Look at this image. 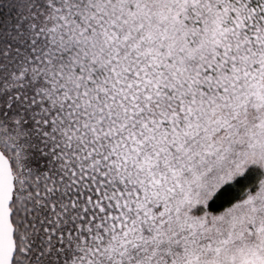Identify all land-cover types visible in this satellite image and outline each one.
<instances>
[{"label":"snow or ice","instance_id":"obj_1","mask_svg":"<svg viewBox=\"0 0 264 264\" xmlns=\"http://www.w3.org/2000/svg\"><path fill=\"white\" fill-rule=\"evenodd\" d=\"M0 264H264V0H0Z\"/></svg>","mask_w":264,"mask_h":264}]
</instances>
